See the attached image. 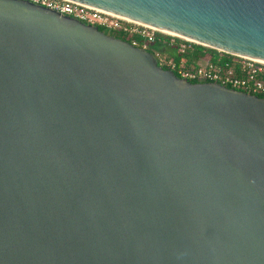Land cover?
I'll return each instance as SVG.
<instances>
[{
  "label": "water",
  "instance_id": "1",
  "mask_svg": "<svg viewBox=\"0 0 264 264\" xmlns=\"http://www.w3.org/2000/svg\"><path fill=\"white\" fill-rule=\"evenodd\" d=\"M264 64V0H65ZM0 264H264V100L0 0Z\"/></svg>",
  "mask_w": 264,
  "mask_h": 264
},
{
  "label": "built area",
  "instance_id": "2",
  "mask_svg": "<svg viewBox=\"0 0 264 264\" xmlns=\"http://www.w3.org/2000/svg\"><path fill=\"white\" fill-rule=\"evenodd\" d=\"M31 5L52 11L60 16L75 20L81 24L102 29L107 32L121 33L131 47L149 53L157 66L165 67L177 77L189 83H212L255 96L264 100V64L235 55L224 54L228 59L224 62L214 63L207 57L200 58L204 65H195L186 68L183 63L176 66L173 60L166 57L163 51L151 48L156 41L157 34H163L155 29L134 24L125 20L108 16L93 9L68 2L65 0H22ZM169 36V35H166ZM171 38H175L169 36ZM178 39V38H176ZM177 52L183 54L196 45L192 42L179 39ZM172 44L170 41L169 45ZM198 64V63H197Z\"/></svg>",
  "mask_w": 264,
  "mask_h": 264
},
{
  "label": "trees",
  "instance_id": "3",
  "mask_svg": "<svg viewBox=\"0 0 264 264\" xmlns=\"http://www.w3.org/2000/svg\"><path fill=\"white\" fill-rule=\"evenodd\" d=\"M98 31L103 32L104 30L98 29ZM115 34V36H112L113 38L124 42L128 41V39L121 33ZM170 41H172L171 45H169ZM180 43L181 41L179 39L171 38L162 34H157L156 41L154 44H152L151 48L163 51L164 53H166V57L172 59L173 63L176 66H178L180 63H183L186 68L197 65V62H199L200 58L207 57L211 62L214 63L224 62L228 59L227 55H219L215 50L208 49L199 45H192L191 49L186 50L183 54H179L177 52V47ZM161 68L163 70H167L165 67ZM173 74L177 77L175 72H173Z\"/></svg>",
  "mask_w": 264,
  "mask_h": 264
},
{
  "label": "rangeland",
  "instance_id": "4",
  "mask_svg": "<svg viewBox=\"0 0 264 264\" xmlns=\"http://www.w3.org/2000/svg\"><path fill=\"white\" fill-rule=\"evenodd\" d=\"M106 35H111V36H115V32H107V31H103ZM166 54V53H165ZM197 65H204V62L202 60H200V62H197Z\"/></svg>",
  "mask_w": 264,
  "mask_h": 264
}]
</instances>
